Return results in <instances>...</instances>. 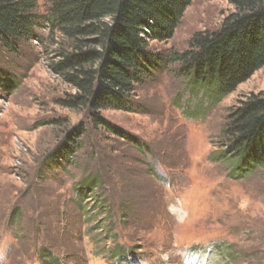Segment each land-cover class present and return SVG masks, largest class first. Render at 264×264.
Returning <instances> with one entry per match:
<instances>
[{
	"label": "rangeland",
	"instance_id": "374dc122",
	"mask_svg": "<svg viewBox=\"0 0 264 264\" xmlns=\"http://www.w3.org/2000/svg\"><path fill=\"white\" fill-rule=\"evenodd\" d=\"M232 12L229 0H192L172 37L148 48L164 60L185 52L194 33L217 30ZM61 48L45 24L16 54L0 48V264H49L43 254L115 264L107 222L127 252L121 264H264V166L218 158L228 111L264 91V67L211 106L203 90L189 94L177 63L161 62L129 96L132 111L100 112L122 138L61 105L74 93L52 70ZM78 125L82 148L50 163ZM94 174L101 189L80 202L77 183Z\"/></svg>",
	"mask_w": 264,
	"mask_h": 264
},
{
	"label": "trees",
	"instance_id": "16d2710c",
	"mask_svg": "<svg viewBox=\"0 0 264 264\" xmlns=\"http://www.w3.org/2000/svg\"><path fill=\"white\" fill-rule=\"evenodd\" d=\"M191 1L44 0L47 7L40 14L38 0H0V48L16 54L35 27L45 24L66 42L52 65L53 72L74 89L61 105L87 110L96 127L124 138L100 112L132 111L129 96L161 62L177 63L189 94L203 90L211 96V106L264 67V0H229L234 12L217 30L194 33L185 52H171L164 60L161 53L150 51L151 41L172 37ZM225 120L220 161L231 168L264 166V91L238 100ZM84 131L78 125L67 132L47 160L53 164L71 159L82 148L79 139ZM101 185L100 174L87 175L77 183L78 200L85 201ZM104 228V241L114 243L106 253L121 264L127 252L116 245L108 222ZM43 255L49 264H58L55 257Z\"/></svg>",
	"mask_w": 264,
	"mask_h": 264
}]
</instances>
